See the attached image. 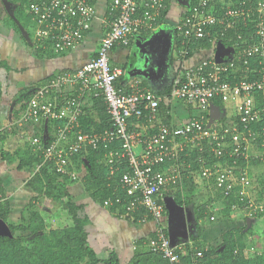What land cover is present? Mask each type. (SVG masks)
<instances>
[{
  "label": "built area",
  "instance_id": "1",
  "mask_svg": "<svg viewBox=\"0 0 264 264\" xmlns=\"http://www.w3.org/2000/svg\"><path fill=\"white\" fill-rule=\"evenodd\" d=\"M252 1L231 2L219 12L209 0H197L183 9L174 26L176 67L169 91L163 94L135 79L117 85L119 70L110 62V53L114 47L129 45L136 35L153 31L167 9L165 0H110L95 56L77 69L54 72L29 90L19 109L17 126L33 129L21 132L24 143L39 158L33 172L46 167L77 181L74 157L103 148L109 175L121 171L116 188L124 190L126 198L114 195L101 205L115 207L120 217L152 222L154 229L144 244L170 264H183L181 257L187 254L188 264H206L193 241H170L161 224L166 210L163 195L181 187L196 161L203 190L225 196L238 186L235 194L247 210L255 214L263 209L247 197L251 188L247 172L241 168L235 172L238 159L254 157L248 149L258 138L262 151L255 157L264 164V0H255L254 5ZM26 6L34 26V49L55 54L80 45L96 19L90 0H27ZM239 20L253 22L252 35L229 38V50L218 58L185 64L201 48L194 46L197 42L206 39L212 46L219 45ZM95 98L104 102L109 125L87 131L80 117L83 107ZM163 101H177L191 114L182 123L163 122L158 118ZM221 107L232 112L222 121L214 111ZM131 119L136 121L130 128ZM48 124H52L50 133ZM206 151L216 160L213 164L206 159ZM224 156L232 159V165L219 162Z\"/></svg>",
  "mask_w": 264,
  "mask_h": 264
},
{
  "label": "trees",
  "instance_id": "2",
  "mask_svg": "<svg viewBox=\"0 0 264 264\" xmlns=\"http://www.w3.org/2000/svg\"><path fill=\"white\" fill-rule=\"evenodd\" d=\"M10 1L14 6V19L8 17V25L12 26L16 31H19L18 23L27 22L30 26L31 21L26 6L27 0ZM196 1L197 0H191L189 3L194 4ZM224 1L209 0V3L212 4L217 11L220 12L227 4V2ZM232 1L234 5H238V3L241 2V0ZM90 2L92 1L90 0ZM165 2L166 4H168V0H165ZM252 4H255V0L252 1ZM165 12L163 13V15L165 14ZM253 28V22H243L239 20V24H237L234 29L229 28L225 32L221 43L224 45H228V39H237V34L250 36L252 35V32L254 30ZM245 31L247 32L245 33ZM198 45L199 47L206 48L210 44L206 39H202L197 42V45L194 46ZM36 52L38 53L40 52V50H36ZM0 68L9 69L6 62L3 60H0ZM49 77L50 76H48V78ZM116 83L118 85V80L116 81ZM30 88L31 87H29V90ZM164 91L167 93L169 91V87H167V89ZM1 95L2 89L0 83V98ZM27 96L28 94L25 95V97ZM215 102L217 104H221L220 100H217ZM91 104L92 105L89 107H83L84 114L80 117L81 127L87 131L102 130L105 127H108L109 117L102 99H92ZM162 105L163 104L161 103L159 106L158 118L163 122L171 123V115L168 114L166 115L167 117L161 118L160 110L161 107H163ZM214 111L215 113L218 112H216L215 108ZM219 118L221 119V117ZM223 119L224 118H222L221 121ZM135 121V119L130 120V128L132 127V123H134ZM142 121L145 123L144 118ZM56 123L54 122L53 125H55ZM50 125L52 124L47 125V132L49 133L51 132ZM261 125L262 122L258 123L256 126ZM42 128L43 126H41V131ZM33 132L35 134L38 133L36 130H34ZM260 144L261 139L258 138L256 141H253L248 150L251 152L254 147L256 149L259 148L258 150H260V154L262 151V147ZM103 150L104 149L101 148L99 149V151L89 150L86 153H82V155L78 154L73 159V168L76 171H78L81 167L85 168V172H83L84 175L83 177H81L80 182L83 185L84 189L89 193L93 201L102 203L103 199L114 195H120L121 198L125 199L126 194L124 190H121L118 187L116 188L118 177L120 176L121 171L119 170L114 175H109L108 165L106 162H104ZM205 156L210 164H213L216 161L207 151L205 153ZM253 156L255 157V155ZM0 157L3 160L7 161H13L17 159L18 169H26L28 171H31V174L25 180L24 187L28 191L35 194L28 200L25 207L22 208L19 213L18 219H11V200L9 199L10 193L4 185L2 177L0 176V228L4 230V233H0V264H100L102 260L97 257L96 252L90 247L87 240V232L85 231V218L79 216V211L84 208V205L82 203L75 202L68 190V187L72 183L77 181H73V179H71L67 175H59L52 171H49L46 167L41 168L40 171L33 172L35 165L39 161V158L37 154L32 151L30 145L27 142L16 147L13 151H8L0 147ZM256 159L259 160V158ZM219 162L222 165L224 164L223 166L232 165V159L228 158L227 156H224ZM244 162L245 161L243 159L237 160V165L235 168L236 173H238L239 168L243 169ZM125 168L126 166H123L122 170H124ZM198 168L199 167L196 161H193V172L196 173ZM192 177V175H186L182 179L181 187L175 190L178 203H182L183 201L182 189L186 185H192ZM238 188V186L234 188V191L236 193V190H238ZM235 192H231L229 195L225 196L220 194L219 192H216L212 195V197L216 196L217 198H221V201L223 203V207L221 209L222 215L230 214L232 212L231 208L234 202L239 201V198L237 196L238 194L236 195ZM40 196L46 197L51 201L60 204L62 208H64L71 216V224L62 227H50L49 223H47L41 216L38 207L34 203L35 199ZM183 202L188 204L190 202V199L184 200ZM255 203H258V201H256ZM206 204L208 203L199 204L196 210L197 217H201L202 213L206 211ZM111 210L114 211L115 207H111ZM257 212L260 215H264V208L261 211ZM244 238L245 233L242 231V227H235L224 231V233L222 234L221 243L217 246H204L203 244L197 243L196 241L194 242V244L203 252L206 264H264V254L262 253L255 255L252 258H246L244 256V254L242 253L243 248L245 247ZM261 249H264V246L261 247ZM181 258L183 264H188L191 259L189 254L182 256ZM115 259L116 258L114 257V255L111 254L109 258L103 261L104 264H115L114 262L117 261V259ZM141 264H170V262L161 254L148 251L146 258L142 261Z\"/></svg>",
  "mask_w": 264,
  "mask_h": 264
},
{
  "label": "crops",
  "instance_id": "3",
  "mask_svg": "<svg viewBox=\"0 0 264 264\" xmlns=\"http://www.w3.org/2000/svg\"><path fill=\"white\" fill-rule=\"evenodd\" d=\"M91 1L95 7L96 19L93 21L91 29L86 34L84 41L76 48L65 53L58 54L61 58L57 62L60 64H57V66H55L52 71L40 81L46 80L48 76L53 75L54 72L59 70L77 69L96 54L99 44L98 41H100V37L105 30L104 20H108L107 9L110 0ZM190 1L191 0H168L167 10L153 31L136 35L131 40L129 45L124 47L117 46L111 50L110 62L119 70V75L117 78L118 85H124L125 83L135 79L139 80L144 86L146 85V87L156 91L157 93H166L164 90L169 87L176 67L174 57L176 50L174 26L179 21L183 9H185L187 3ZM229 1L230 3L233 2L232 0ZM3 26L4 27L1 28H11L6 23H4ZM31 36L24 39L29 51H34L36 55L40 56L48 55L50 52H52L51 50L34 49L31 43ZM165 44L168 46L167 51H162L161 55L156 52L149 55V53L154 52V50L158 47H160L162 50V46ZM36 50H40V52L37 53ZM228 50L229 46L222 43L216 46L209 45L206 48H196V52L187 58L185 64H196L204 57L218 58L219 55ZM149 56L150 60L153 59L154 61L153 63L150 62V64L144 66L145 59L149 61ZM137 58H141L140 60L142 65H137V67L133 69L134 61ZM0 60L4 61V59ZM2 72H5L2 76L3 78L0 77L3 95L4 87L6 85L8 86V84L4 82V80H7L5 77L7 72L4 70V68H0V74ZM162 104L164 107H161L160 110L161 118L167 117L166 112L169 111L171 115L170 119L174 123H182L188 119L189 112L184 109V107H182L179 102L163 101ZM91 105L87 103L86 106L89 107ZM3 108H5V106L0 101V147L2 148L4 144L6 145V143H10L11 140L9 136H7V131H5L6 129H3L5 127L1 125L3 124L2 122L5 121V117H8L6 113L4 114V111L2 110ZM24 129H26V132L30 133L33 130L29 127H24ZM10 130L12 131V128H10ZM14 138L19 142L22 140L21 134H19L17 131H15ZM20 145L22 144H17V146ZM258 149L253 148L251 150V154H259L260 150ZM261 163L262 162L256 158H250L244 162L243 170L247 172L252 184L249 190L252 198L254 197L253 199L255 202L258 201L259 204L256 203L257 205H261L264 208V165ZM80 180L81 176L77 182H74L68 187V190L75 202L82 203L84 205V208L79 211V216L85 218V231L87 232V240L90 247L96 252L97 257L102 260L100 264H104L103 260L109 258L111 254H113L117 259V261L114 262L115 264H141L148 253V249L144 244V240L152 233L154 229L153 223L150 221L140 223L130 218L120 217L116 215L111 209L104 208L100 202H95L92 200L89 193L84 189L83 185L80 184ZM166 195L167 193L163 195L164 200L169 199ZM169 201L167 200V203H169ZM205 207L206 211L202 213V216L198 219L202 230L199 232V236H197V238L195 237L196 239H191L188 237L189 229L187 228L189 212L187 213V218H185L186 212L183 209H178V212L174 211V207L169 203V207L166 208L161 221V224L165 229L169 239L172 242L188 240L193 242L196 241L197 243L203 244L204 246H207L210 243L220 244L221 234L224 231H222V228L220 225H218L219 221H216V224L209 223L205 215L209 209H211V206L210 204H206ZM254 215V220L250 221V229L248 228L246 236H248L249 240L252 241V244L256 250L255 252L259 254L257 249H261V247L264 245V215H260L258 212H256Z\"/></svg>",
  "mask_w": 264,
  "mask_h": 264
},
{
  "label": "rangeland",
  "instance_id": "4",
  "mask_svg": "<svg viewBox=\"0 0 264 264\" xmlns=\"http://www.w3.org/2000/svg\"><path fill=\"white\" fill-rule=\"evenodd\" d=\"M188 4L190 3H187V5ZM229 4L230 1H228L225 6ZM13 8V3L10 0H0V59H4L7 66L9 67V69L4 68V70L7 72L5 74L7 80H4V82L7 83L8 86L6 85L7 87H4V93L0 98V101L5 106V108H3L2 110L8 117H5V121H3V124L1 125L5 127L3 129H6L5 131H7V136H9V138L11 139L10 143H6V145H3V148L10 151L18 147L17 144H24L23 140H21L20 142L17 141L14 138V135L15 131L23 135L24 133L21 132H25L26 130L17 126L16 120L19 109L21 105H23L22 103L24 102V100L27 98L25 97V95L29 93V87H31L30 89H32L41 85L43 81L40 80L45 78L52 71V69L57 66V64H60L57 61L61 58L58 54H55L53 52H50L48 55L40 56L36 55L34 51L28 50V46L26 45L24 39L31 36V34L34 35L32 33L34 26L32 24L29 26L27 22L18 23L19 31H16L12 26H9L11 28H1L4 27V23H7L8 17L14 19ZM167 49L168 46L165 44L162 46V50L160 47H158L154 50V52L149 53V55L155 52L161 55L162 51H167ZM140 59L141 58L135 59L133 69H135L137 65H142ZM153 61V59L150 60L149 56V61L145 59L144 66L150 64V62L153 63ZM4 73L5 72H2L0 74L1 78H3L2 76L4 75ZM231 113V110L227 109V107H221L217 112V116L221 118H228L231 116ZM190 114L191 113L189 112V115ZM10 125L12 131L8 128L10 127ZM17 163V159L13 161H7L3 160L0 157V176L2 177L4 185L10 193V217L13 220L18 219L19 213L22 208L25 207L28 200L33 197V195H35L33 192L28 191L24 187L25 180L27 179V177H29L31 171H28L26 169H18ZM76 172L79 174V176L83 177L85 168L81 167ZM186 175L193 176L192 185H186L182 189V198L183 201L190 199V202L186 204L181 200L182 203H178L176 191L175 193L169 192L166 196L167 198H169L167 200H170V205L174 207V211L178 212V209H183L186 212L185 218H187V213L189 212L187 227L189 229L188 237H190L191 239H196V236H199V232H201L202 228L201 224H199L200 222L198 221V219L200 217H197L196 210L199 204L208 203L210 204L211 209L206 213L205 217L209 221V223L216 224V221H219L218 225H220L222 231H226L235 227H242V231L245 233V247L243 248L242 253L246 258H252L255 255H258L255 252L256 250L252 244V241H250L248 236H246L247 230L251 225L250 221L254 220L255 216L252 210H247L244 207L245 203H243V201L239 199L241 203L239 201L234 202L236 206L231 208V214L222 215L221 209L223 207V203L221 201V198H217L216 196L212 197V192L210 193L209 191L207 192L206 190H203L201 186V180L198 178L197 173L191 172L190 174ZM247 197L252 198L250 192L247 193ZM253 198L252 200H254ZM34 203L38 207L41 216L47 223H49L50 227H62L71 224V216L64 208H62L60 204H57L43 196L36 198ZM211 216L213 217V220L210 219ZM0 233H4V230H2L1 228ZM208 245L217 246L219 245V243H210ZM263 250L264 249H257V251H259V254H264Z\"/></svg>",
  "mask_w": 264,
  "mask_h": 264
},
{
  "label": "bare ground",
  "instance_id": "5",
  "mask_svg": "<svg viewBox=\"0 0 264 264\" xmlns=\"http://www.w3.org/2000/svg\"><path fill=\"white\" fill-rule=\"evenodd\" d=\"M108 1V0H107ZM170 3V2H169ZM191 4V3H190ZM216 4V3H215ZM163 19V18H162ZM162 22V21H161ZM234 29V28H233ZM251 30V29H250ZM254 31V30H253ZM247 31H245L246 33ZM251 33V31H250ZM142 36V35H141ZM234 39V38H233ZM137 40V39H136ZM236 40V39H235ZM99 42V41H98ZM135 43V42H134ZM32 47V46H31ZM124 47V46H123ZM94 57V56H93ZM115 63V62H114ZM125 68V67H124ZM120 77V76H119ZM120 80V79H119ZM37 85V84H36ZM146 86V85H145ZM150 87V86H149ZM21 103V102H20ZM166 105V104H165ZM164 107V106H163ZM89 115V114H88ZM8 119V118H7ZM9 120V119H8ZM260 142V141H259ZM254 145V144H253ZM255 148V147H254ZM99 151V150H98ZM251 153V152H250ZM226 160V159H225ZM262 164V163H261ZM106 165V164H105ZM224 165V164H223ZM227 165V164H226ZM264 165V164H263ZM256 167V166H255ZM251 169V168H250ZM249 171V170H248ZM28 178V177H27ZM252 178V177H251ZM108 180V179H107ZM73 184V183H72ZM81 184V183H80ZM106 184V183H105ZM252 185V184H251ZM257 189V188H256ZM262 192V191H261ZM257 197V196H256ZM96 202V201H95ZM259 204V203H258ZM236 212V211H235ZM263 212V211H262ZM264 214V213H263ZM116 218V217H115ZM197 221V220H196ZM56 222V221H55ZM253 231V230H252ZM197 237V236H196ZM257 237V236H256ZM259 240V239H258ZM251 241V240H250ZM202 243V242H201ZM182 259V258H181ZM116 260V259H115Z\"/></svg>",
  "mask_w": 264,
  "mask_h": 264
},
{
  "label": "water",
  "instance_id": "6",
  "mask_svg": "<svg viewBox=\"0 0 264 264\" xmlns=\"http://www.w3.org/2000/svg\"><path fill=\"white\" fill-rule=\"evenodd\" d=\"M165 208H168L169 204L167 203V199L164 200ZM171 241V240H170ZM172 242V241H171ZM173 243V242H172Z\"/></svg>",
  "mask_w": 264,
  "mask_h": 264
},
{
  "label": "clouds",
  "instance_id": "7",
  "mask_svg": "<svg viewBox=\"0 0 264 264\" xmlns=\"http://www.w3.org/2000/svg\"><path fill=\"white\" fill-rule=\"evenodd\" d=\"M166 211V210H165Z\"/></svg>",
  "mask_w": 264,
  "mask_h": 264
}]
</instances>
